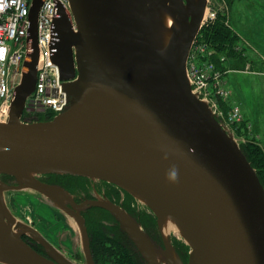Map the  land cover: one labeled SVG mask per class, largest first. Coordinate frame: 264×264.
Segmentation results:
<instances>
[{
	"label": "water",
	"instance_id": "obj_1",
	"mask_svg": "<svg viewBox=\"0 0 264 264\" xmlns=\"http://www.w3.org/2000/svg\"><path fill=\"white\" fill-rule=\"evenodd\" d=\"M68 2L71 17L58 8L50 45L68 107L49 120L24 122L25 100L36 79L41 0H33L29 9L31 51L8 119L0 121V174L15 180L0 181V264H77L13 220L2 191L25 188L74 217L86 264H94L77 204H65L63 190L34 173L98 179L140 197L156 217L161 251L127 212L109 201L102 206L148 264H185L162 233L164 213L185 230L186 264H264V187L235 135L191 92L186 74L207 0ZM162 11L175 25L165 52L157 38ZM26 171L33 173L26 176ZM22 234L39 243L46 255Z\"/></svg>",
	"mask_w": 264,
	"mask_h": 264
},
{
	"label": "rangeland",
	"instance_id": "obj_2",
	"mask_svg": "<svg viewBox=\"0 0 264 264\" xmlns=\"http://www.w3.org/2000/svg\"><path fill=\"white\" fill-rule=\"evenodd\" d=\"M220 7L225 8V0H207L205 9L206 19L203 21V24H201L198 33L201 34L202 30L213 26L214 22L213 24L209 22L208 15L214 9ZM260 7L263 9L262 11H260ZM263 12L264 0H259V3H255V5L251 6L248 5L245 0L234 1L231 24L250 45L247 50L249 53L247 61H253V64L245 63L242 68H235L232 66L235 69L230 68L233 71L229 72L230 76L228 75L227 79L231 93L229 98L230 104L238 105L241 108L245 121L250 122L252 125L250 135L245 128H243V130H238L237 127H231V131L238 140L239 146L254 143L264 154V73H262L263 66L259 65L260 60L264 63L262 58L264 56ZM222 64L225 65V61L222 62ZM222 70L225 71V68ZM223 76L225 78V73H223ZM219 105L222 109V115L225 117V103L219 100ZM49 115L50 111L39 109L32 115L27 114L25 119L28 122L44 121L41 120V118H48ZM6 176L9 175L0 174V181L8 183L6 179H3ZM33 177L47 180L62 189L66 195L65 204L69 205V201H73L77 204V210L83 216L86 226L87 223H89L90 228L94 229L96 223L102 224L105 227L102 229L103 233L111 239H115L117 233H124V242L134 253L137 260L136 264L148 263L139 253L130 237L122 231L118 220L108 208L102 206L103 202L109 201L115 204L138 222V217H143V230L158 250L161 251L164 249L162 234L158 228L157 220L153 212H151L144 202L136 199L121 187L119 188L123 190L121 191L122 195L118 192L117 188L98 179L76 175L68 176L66 174L63 176V174L55 173H34ZM13 183H15V181L8 184ZM2 197L6 209L15 222L22 223L35 230L49 241L61 254L67 258L70 257L69 259L73 260V262L77 264H86L82 241L80 240V229V234H78V230L72 224V221L75 222V219L69 212L57 206L50 198L29 188L21 190H3ZM149 214L154 217L153 224L148 222L147 217H145ZM86 230H88L87 227ZM22 236L24 240L27 239L34 245L37 244L30 236L25 234H22ZM168 236L171 239L174 250L186 264L189 245L184 242L181 236H176L173 233H169ZM88 237L90 240L91 235H89V233ZM102 244L109 246L105 239L102 241ZM135 252H138L139 255L137 253L135 254ZM97 257L100 263L97 262L92 255L94 264H104L105 257ZM107 261L108 262L105 264L114 263L110 258H108ZM160 264L164 263L160 262Z\"/></svg>",
	"mask_w": 264,
	"mask_h": 264
},
{
	"label": "built area",
	"instance_id": "obj_3",
	"mask_svg": "<svg viewBox=\"0 0 264 264\" xmlns=\"http://www.w3.org/2000/svg\"><path fill=\"white\" fill-rule=\"evenodd\" d=\"M33 0H0V121L8 119V109L14 93V88L19 84L23 65L31 51L30 42L27 38L29 27V9ZM62 7L71 17L68 0H41L36 20V43L38 58L36 64V79L34 89L25 100L21 120L27 114H34L37 110L50 111L51 117L64 111L68 107V97L63 89L58 67L51 60L50 45L53 40V21L57 16V10ZM225 16V25L228 27L226 8H216L209 15V22L213 24L218 14ZM206 19L203 16L201 24ZM207 25V24H206ZM74 28V26H73ZM234 33L235 31L232 30ZM237 34V33H235ZM238 35V34H237ZM240 43L234 48L241 51L250 46L241 35ZM216 55L213 45L198 33L190 47L186 74L189 80L191 92L199 99L207 102L211 112L217 121L229 132L231 127H237L244 123L245 129L250 135L251 123L246 122L241 108L230 104V90L227 74L218 69L212 57ZM221 62L224 56H219ZM225 73V78L223 76ZM219 100L228 104L225 117ZM49 115V116H50Z\"/></svg>",
	"mask_w": 264,
	"mask_h": 264
},
{
	"label": "trees",
	"instance_id": "obj_4",
	"mask_svg": "<svg viewBox=\"0 0 264 264\" xmlns=\"http://www.w3.org/2000/svg\"><path fill=\"white\" fill-rule=\"evenodd\" d=\"M224 21L225 16L219 13L213 26L205 28L204 30H202L201 33L204 39L209 41L216 50V55L212 57V60L215 62L217 68L221 70L225 68L226 70L230 68L235 69L236 67L242 68L245 63L253 64V61H247L249 55V53L247 52V48H242L241 51L235 50L234 47L238 43H240V37L235 34L229 27H227ZM221 55L224 56L225 65H223L222 62L219 60V56ZM232 66H234L235 68ZM228 75L229 73L226 76L228 77ZM227 108L228 104H225V109ZM51 118L52 117L50 115L48 118H41V120H49ZM243 126L244 123L238 125L237 129L243 130V128H245ZM240 148L246 156L247 160L255 168L260 182L264 187V154L262 150L254 143H249L245 146L241 145ZM145 217H147L148 222L152 224L154 223V217L152 215L149 214ZM138 220L142 227H144V218L138 217ZM104 228L105 227L102 224L96 223V227H94V229H91L89 223H87V231L89 235H91L90 248L95 260L100 263L97 256H104V264L108 262V258H110L111 261L114 262H112L113 264H136L137 260L134 253L132 252L131 248H129V246L127 247V244L124 242L125 234H122L119 231L120 233H117V237L115 239H111L103 233L102 229ZM104 239L107 241V244H109V246H105L102 244V241ZM136 253L138 254V252H135V254Z\"/></svg>",
	"mask_w": 264,
	"mask_h": 264
},
{
	"label": "bare ground",
	"instance_id": "obj_5",
	"mask_svg": "<svg viewBox=\"0 0 264 264\" xmlns=\"http://www.w3.org/2000/svg\"><path fill=\"white\" fill-rule=\"evenodd\" d=\"M203 16H205V12H204ZM174 27H175L174 22L170 18L169 13H165L163 11L160 12L159 30L157 33V38H158V43L160 45V48L162 49L163 52H165L167 47H168V42H169L170 37H171V31ZM32 173H33V171H26L23 174L26 176H31ZM58 195L62 199H64L63 195H61V193H58ZM136 199L143 201L140 197H137V196H136ZM75 222L72 221V224L78 230V234H80L79 233V225L77 224V222L76 223ZM160 227H161L162 233L165 237H167L169 233H173L174 235L181 236L182 238L185 239L184 228L173 217L169 216L168 214L164 213L162 215V218L160 220ZM80 240H81V237H80ZM69 258H67V259H69ZM69 260H71V259H69ZM71 261H73V260H71Z\"/></svg>",
	"mask_w": 264,
	"mask_h": 264
},
{
	"label": "flooded vegetation",
	"instance_id": "obj_6",
	"mask_svg": "<svg viewBox=\"0 0 264 264\" xmlns=\"http://www.w3.org/2000/svg\"><path fill=\"white\" fill-rule=\"evenodd\" d=\"M234 1L235 0H225V8H226V13H227V18H228V27L231 29V30H234L235 31V33H237L238 35H241L238 31H236V29L233 27V25L231 24L232 22H231V20H232V9H233V3H234ZM237 1H239V0H237ZM247 3H248V5H255V3H259V0H245ZM256 7V6H255ZM257 8V7H256ZM258 9V8H257ZM263 9L260 7V11H262ZM262 13V12H261ZM264 13V12H263ZM242 36V35H241ZM263 58V60H264V56L262 57ZM262 63V64H261ZM259 65H262L263 66V71H262V73H264V63L263 62H261V60H260V62H259ZM62 175V174H61ZM63 175H65V174H63ZM66 175H69V174H66ZM4 177V176H3ZM2 177V178H3ZM3 179H6V181L8 182V183H11V182H13V181H15L14 180V178L12 177V176H6L5 178H3ZM39 180H41V181H43V182H45V183H48V184H52V183H50L49 181H47V180H43V179H39ZM102 181V180H101ZM104 182H106V181H104ZM106 183H108V182H106ZM109 184H111V186H113V187H115V188H117V190H118V192H120V194H121V191H123L121 188H119L117 185H114V184H112V183H109ZM53 185V184H52ZM122 195V194H121ZM122 197V196H121ZM69 206V205H68ZM85 226H86V224H85ZM87 227V226H86ZM23 237V236H22ZM32 239V238H31ZM33 240V239H32ZM35 241V240H34ZM26 242H28L36 251H38L39 253H41V254H43V255H46V251H45V249L39 244V243H37L36 241V245H34L31 241H28L27 239H26ZM89 244H90V240H89ZM91 252V251H90ZM92 255V254H91Z\"/></svg>",
	"mask_w": 264,
	"mask_h": 264
},
{
	"label": "clouds",
	"instance_id": "obj_7",
	"mask_svg": "<svg viewBox=\"0 0 264 264\" xmlns=\"http://www.w3.org/2000/svg\"><path fill=\"white\" fill-rule=\"evenodd\" d=\"M172 178H173V179L175 178V173L172 174Z\"/></svg>",
	"mask_w": 264,
	"mask_h": 264
}]
</instances>
